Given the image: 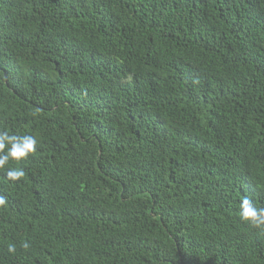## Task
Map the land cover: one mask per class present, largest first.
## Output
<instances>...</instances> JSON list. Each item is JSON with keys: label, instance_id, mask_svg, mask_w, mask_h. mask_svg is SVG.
I'll use <instances>...</instances> for the list:
<instances>
[{"label": "trees", "instance_id": "obj_1", "mask_svg": "<svg viewBox=\"0 0 264 264\" xmlns=\"http://www.w3.org/2000/svg\"><path fill=\"white\" fill-rule=\"evenodd\" d=\"M4 132L0 264H264V0H0Z\"/></svg>", "mask_w": 264, "mask_h": 264}, {"label": "clouds", "instance_id": "obj_2", "mask_svg": "<svg viewBox=\"0 0 264 264\" xmlns=\"http://www.w3.org/2000/svg\"><path fill=\"white\" fill-rule=\"evenodd\" d=\"M11 145V149L5 152L8 145ZM38 140L31 135L28 136H16L9 135L7 132L0 133V169L4 168L10 159L17 162L26 159L29 155L35 154L37 151ZM26 173L23 169L10 170L7 176L12 181H18L22 179ZM7 204V199L4 196H0V207H4ZM240 215L246 222H250L253 227L264 230V208H258L254 204L251 196H245L240 204ZM24 249H29L30 244L24 243ZM9 252L15 253V244L9 245Z\"/></svg>", "mask_w": 264, "mask_h": 264}]
</instances>
